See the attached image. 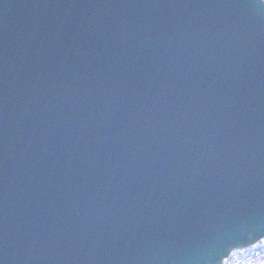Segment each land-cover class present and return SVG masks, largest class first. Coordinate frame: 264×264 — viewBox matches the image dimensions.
Wrapping results in <instances>:
<instances>
[{"label":"water","instance_id":"water-1","mask_svg":"<svg viewBox=\"0 0 264 264\" xmlns=\"http://www.w3.org/2000/svg\"><path fill=\"white\" fill-rule=\"evenodd\" d=\"M263 238L261 0H0V264Z\"/></svg>","mask_w":264,"mask_h":264},{"label":"rangeland","instance_id":"rangeland-1","mask_svg":"<svg viewBox=\"0 0 264 264\" xmlns=\"http://www.w3.org/2000/svg\"><path fill=\"white\" fill-rule=\"evenodd\" d=\"M249 250H239L226 264H264V242Z\"/></svg>","mask_w":264,"mask_h":264},{"label":"bare ground","instance_id":"bare-ground-1","mask_svg":"<svg viewBox=\"0 0 264 264\" xmlns=\"http://www.w3.org/2000/svg\"><path fill=\"white\" fill-rule=\"evenodd\" d=\"M260 243H261V242H260ZM253 248H255V247H253ZM253 248L250 247V249H253ZM232 258H233V257H232ZM232 258H231V259H232ZM231 259L229 258V260H228V261H225L224 264H226V263H228L229 261H231Z\"/></svg>","mask_w":264,"mask_h":264},{"label":"clouds","instance_id":"clouds-1","mask_svg":"<svg viewBox=\"0 0 264 264\" xmlns=\"http://www.w3.org/2000/svg\"><path fill=\"white\" fill-rule=\"evenodd\" d=\"M262 3H264V0H261Z\"/></svg>","mask_w":264,"mask_h":264},{"label":"snow or ice","instance_id":"snow-or-ice-1","mask_svg":"<svg viewBox=\"0 0 264 264\" xmlns=\"http://www.w3.org/2000/svg\"><path fill=\"white\" fill-rule=\"evenodd\" d=\"M235 255V254H234Z\"/></svg>","mask_w":264,"mask_h":264}]
</instances>
